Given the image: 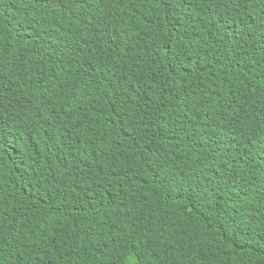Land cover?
Masks as SVG:
<instances>
[{
  "label": "trees",
  "instance_id": "trees-1",
  "mask_svg": "<svg viewBox=\"0 0 264 264\" xmlns=\"http://www.w3.org/2000/svg\"><path fill=\"white\" fill-rule=\"evenodd\" d=\"M0 264H264V0H0Z\"/></svg>",
  "mask_w": 264,
  "mask_h": 264
}]
</instances>
